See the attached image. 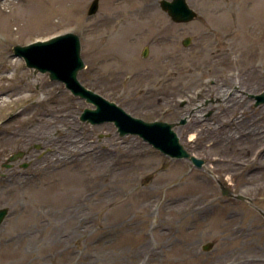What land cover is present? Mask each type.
Returning <instances> with one entry per match:
<instances>
[{"label": "rangeland", "instance_id": "rangeland-1", "mask_svg": "<svg viewBox=\"0 0 264 264\" xmlns=\"http://www.w3.org/2000/svg\"><path fill=\"white\" fill-rule=\"evenodd\" d=\"M159 1L99 0L89 16L92 0H0V91L13 89L14 73L27 97L0 106V264H264V154L247 172L216 166L214 157L243 159L256 146H211L205 130L231 114L216 110L212 91L230 76L229 93L241 88L248 106L240 130L264 125L254 99L264 93V0H186L198 14L188 23ZM67 32L80 38L86 88L132 117L174 123L202 166L119 136L112 122L81 121L93 105L13 53ZM50 109L57 161L34 120Z\"/></svg>", "mask_w": 264, "mask_h": 264}, {"label": "water", "instance_id": "water-1", "mask_svg": "<svg viewBox=\"0 0 264 264\" xmlns=\"http://www.w3.org/2000/svg\"><path fill=\"white\" fill-rule=\"evenodd\" d=\"M99 0H93L88 15H94L98 10ZM160 8L175 23H186L197 18V13L189 7L186 0H160ZM189 39L183 41L187 46ZM15 56H20L28 68L41 73H48L51 80L64 83L65 87L74 95L92 104L94 108H85L80 115V120L90 124L112 122L119 136L127 134L138 135L154 148L171 158H184L190 160L196 167H201L203 161L190 155L179 143L176 133L173 131L174 123L152 121L147 122L132 117L115 103L108 101L101 95L83 86L78 80V73L85 68L81 57V45L78 35L67 32L51 37L44 41H35L28 45L13 47ZM147 55V49L143 52ZM255 105L264 102V93L254 97ZM22 153H16L10 157L17 159ZM264 218V213L260 212ZM7 215V209H0V224ZM210 245H205L208 249Z\"/></svg>", "mask_w": 264, "mask_h": 264}, {"label": "bare ground", "instance_id": "bare-ground-1", "mask_svg": "<svg viewBox=\"0 0 264 264\" xmlns=\"http://www.w3.org/2000/svg\"><path fill=\"white\" fill-rule=\"evenodd\" d=\"M226 27V25H225ZM223 29V27H221ZM0 55V60H1ZM13 65H16L13 63ZM17 66V65H16ZM259 66V65H258ZM261 70L258 71V73H264V66L260 68ZM251 74V71L249 72ZM257 74V71L253 68L252 75L254 76ZM6 78L14 82V85L12 86L13 89L7 90V91H0V106L4 105L6 102L10 101H22L25 100L27 97L24 96L21 92L22 89L16 85V76H14V73H10L6 76ZM21 82V81H20ZM232 78L231 76L224 79L222 81V86L216 90L212 89L213 94L215 93V97H218L220 99V103H218L215 107L216 110H221L220 112L224 113L223 111L227 108H232L230 115H223L221 117H218L215 126L216 128L213 129L211 126L205 127V130L208 134L213 133L212 141H210L209 145L214 146L217 143H221L223 145H227V143H230L231 140L238 141L240 143H244L245 145L242 146V150L247 151V146L252 143L255 144L256 147H254L250 152H248L247 156L243 159H240L235 154H233V157L224 156V157H214L212 160V163L216 166L217 165H227L229 167H232V170L234 172L236 171H250L252 169H255L259 166V161L261 160V156L264 154V125L255 127L254 124L249 125L245 130H240L241 127H239L240 120L243 119L244 113L247 112V101L246 98L242 96V94L239 93L242 89L240 88L237 92H230L229 90L232 85ZM33 83V82H30ZM22 87H26V85L23 83ZM229 93V94H228ZM10 96L12 99H10ZM41 100V96H38L37 101ZM236 106H239L238 108ZM264 110V108H263ZM56 112L53 109L47 110L45 114L42 117L35 118V123H39L43 126V128L46 129V137L48 139V146L49 154H47L46 158L50 159V161H57L54 158V141L55 137L52 135L53 131L56 129L55 127V121H56ZM20 115V113L16 114ZM25 123H28L29 120L27 118L22 119ZM200 115L197 113V111H192L190 114V121H199ZM245 120V119H244ZM237 125V126H235ZM11 136L14 137L16 134V131L11 129ZM182 132L180 134H177L181 136ZM178 137V136H177ZM193 135L189 136V141L193 140ZM57 147V146H56ZM55 147V148H56ZM80 146H78L79 149ZM76 147H74V151H78ZM243 157V156H240ZM228 161V162H223ZM238 173V172H237Z\"/></svg>", "mask_w": 264, "mask_h": 264}]
</instances>
